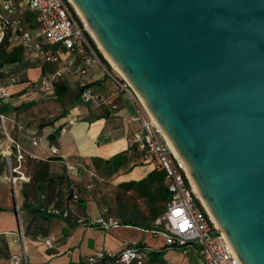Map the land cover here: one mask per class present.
<instances>
[{"label":"water","instance_id":"water-1","mask_svg":"<svg viewBox=\"0 0 264 264\" xmlns=\"http://www.w3.org/2000/svg\"><path fill=\"white\" fill-rule=\"evenodd\" d=\"M73 1L242 264H264V0Z\"/></svg>","mask_w":264,"mask_h":264},{"label":"crops","instance_id":"crops-1","mask_svg":"<svg viewBox=\"0 0 264 264\" xmlns=\"http://www.w3.org/2000/svg\"><path fill=\"white\" fill-rule=\"evenodd\" d=\"M0 15L10 22L19 19L32 38L25 45L22 33L13 26L3 28L0 22V35L4 33L0 87L10 93L8 99L0 95V264H13V257L23 254L29 264H84L99 251L116 252L124 242H138L129 237L131 230L141 232L136 225L121 223L110 230L91 226L90 219L100 211L90 206L85 192L94 187L93 182L106 180L126 186L147 180L145 187H165L162 173L150 177L155 166L145 162L144 153L133 143L139 127L133 119L138 112L147 119L142 104L133 93H120L124 78L94 46L91 65L66 50H61L57 62H47L45 56L56 48L44 44L43 52L36 50L37 15L20 5L16 14L9 15L1 4ZM44 79L51 82L50 91L43 86ZM86 87L101 101L85 102L81 94ZM35 137L41 138L39 146L32 144ZM14 143L35 156L20 169L24 181L18 173L12 179L7 165V156L12 155L18 166ZM51 146L59 148L62 157L52 155ZM117 156L122 158L118 166L114 165ZM72 186L81 191L78 202L70 198ZM46 239L52 240V247L43 243ZM143 243L152 247L147 239ZM152 248L158 250L151 255L155 261L163 247ZM192 253L178 250L176 258L185 256L183 264H203ZM173 259L158 261L172 264Z\"/></svg>","mask_w":264,"mask_h":264},{"label":"built area","instance_id":"built-area-1","mask_svg":"<svg viewBox=\"0 0 264 264\" xmlns=\"http://www.w3.org/2000/svg\"><path fill=\"white\" fill-rule=\"evenodd\" d=\"M0 4L9 15L16 14L18 5L37 15L36 37L40 41L35 44L36 50L43 52L44 44L56 48L54 54L45 56L47 62H57L61 50L80 56L86 65L95 62L92 56L94 48L90 35L80 19L78 20L76 17L74 9L72 10V6L67 0H21L19 3L17 0H1ZM0 22H3V28L15 27L22 33L24 44H30L31 34L24 29L19 19L10 22L0 15ZM3 36L2 32L0 43ZM60 76L61 74H58L55 80ZM42 84L47 91L51 90L49 80L44 79ZM123 92L133 93L147 114V119H144L138 112L133 119L139 125L133 134V143L144 153L145 162L154 165L155 169L163 174V184L170 194L166 210L158 221L162 228L153 231L155 237L163 236L167 248L195 252L203 264H242L226 234L217 226L196 195L193 183L169 146L163 132L153 120L136 91L125 79L120 83V93ZM0 95L2 98L8 99L10 97L8 88L0 87ZM81 96L87 103L101 101V97L91 87H86ZM2 118L4 117L2 116ZM40 143V137L33 138V146H39ZM13 146L18 166H14L12 155L7 156V165L12 173V179L18 178L24 181L27 178L20 173V169L28 158H35V156L26 153L16 143ZM50 151L52 155L62 157L59 148L51 146ZM16 173L20 174V177L16 178L14 175ZM80 193L79 187L72 186L71 200L78 202ZM89 224L105 230L121 227L118 220L107 216L106 210H102L98 216L92 217ZM18 238L23 243L25 237L22 231ZM43 243L48 247L53 246L50 239L44 240ZM153 251L154 248L146 244L124 242L118 251H99L89 257L85 264H170L165 261H152L151 253ZM13 264H29L28 257L26 254L15 255Z\"/></svg>","mask_w":264,"mask_h":264},{"label":"rangeland","instance_id":"rangeland-1","mask_svg":"<svg viewBox=\"0 0 264 264\" xmlns=\"http://www.w3.org/2000/svg\"><path fill=\"white\" fill-rule=\"evenodd\" d=\"M68 3L70 4L69 1ZM116 72L118 71L116 70ZM93 184L94 187L91 188L90 191L85 192L86 196L89 198L88 202L90 206H94L100 212L106 210L108 217L115 218L122 224H132L141 227L142 233L131 230L129 232V237L140 243H143L144 240L147 239L152 247H163V253H160L159 256L156 255L154 257L155 260H163L164 257L167 258L172 256L174 257L171 262L172 264H183L184 258L186 257L184 256L179 261L176 258L178 250L165 247L163 236H158L159 239L153 238V231L161 230L162 228V226L158 224V221L163 215L160 214V212L165 207V203L155 199L156 195L162 189L161 184L155 187H145V185L126 186L117 184L116 182H108L107 180L106 182H93ZM180 250L182 251L185 249ZM192 256L197 258L194 252Z\"/></svg>","mask_w":264,"mask_h":264},{"label":"bare ground","instance_id":"bare-ground-1","mask_svg":"<svg viewBox=\"0 0 264 264\" xmlns=\"http://www.w3.org/2000/svg\"><path fill=\"white\" fill-rule=\"evenodd\" d=\"M70 2V4L73 6V8L75 9L77 15L79 16V18L81 19V21L83 22L85 29L87 30V32H89V34L91 35L92 39L94 40L95 44L97 45V47L99 48L100 52H102L103 56L106 58V60L119 72V74L122 76V78H124L125 80H127L126 76L123 74V72L120 70V68L118 67V65L111 59V57L108 55V53L105 51V49L103 48V46L100 44V42L98 41L97 37L95 36L94 32L92 31V29L90 28L87 20L85 19V17L83 16V14L81 13V11L79 10V8L76 6L75 2L73 0H68ZM128 81V80H127ZM139 98L142 100V102L144 103V105L146 106L142 96L137 92ZM147 108V107H146ZM148 110V108H147ZM148 112L150 113V111L148 110ZM150 115L152 116V114L150 113ZM153 120L155 121V123L158 125V123L156 122V120L154 119V117L152 116ZM159 126V125H158ZM159 128L161 129V127L159 126ZM161 131L163 132L164 136L166 137L169 146L171 147V149L173 150L174 154L176 155V157L178 158V160L181 162L183 168L186 170L191 182L193 183L194 186V190L196 195L198 196V198L201 200L203 206L205 207L206 211L208 212V214L212 217V219L214 220V222L217 224V226L222 230L221 226L219 225V223L216 221V219L214 218L212 212L210 211V209L208 208L206 202L204 201L198 187L196 186L190 172L189 169L187 167V165L185 164V162L183 161V159L181 158V156L179 155L178 151L176 150L175 146L172 144V142L170 141V139L168 138V136L164 133V131L161 129ZM223 231V230H222ZM224 232V231H223Z\"/></svg>","mask_w":264,"mask_h":264},{"label":"trees","instance_id":"trees-1","mask_svg":"<svg viewBox=\"0 0 264 264\" xmlns=\"http://www.w3.org/2000/svg\"><path fill=\"white\" fill-rule=\"evenodd\" d=\"M72 10H73V8H72ZM74 13H75V11H74ZM76 15V14H75ZM76 17L78 18V16L76 15ZM78 20H79V18H78ZM81 22V21H80ZM89 35V34H88ZM90 40H91V42H92V44H93V46L95 47V49H96V51H98L99 53H100V51H99V49L97 48V45L95 44V42H94V40L90 37ZM100 55L102 56V54L100 53ZM103 57V56H102ZM104 59V58H103ZM16 60V59H15ZM105 60V59H104ZM2 61L3 62H5L6 60L5 59H2ZM106 61V60H105ZM107 62V61H106ZM83 91V90H82ZM122 163V158H121V156H117L115 159H114V165H120ZM161 173V172H160ZM159 174V171H155V172H153L151 175H150V177H154V176H157ZM163 175V174H162ZM147 183V180H143V181H141V182H139V183H135V182H132V183H129L128 185H145ZM155 199L157 200V201H161V202H163V203H165V207L163 208V210L160 212V214H163L164 213V211H165V208H166V204H167V202L169 201V199H170V194H169V192H168V190L165 188V187H163L161 190H160V192L156 195V197H155ZM159 214V215H160ZM127 242H136V241H127ZM138 244L139 245H145V243H140V242H138ZM165 245V244H164ZM166 247V246H165ZM158 250L156 249V248H154V251L151 253V255L153 254V253H156ZM155 261H158V260H155ZM85 264V263H84Z\"/></svg>","mask_w":264,"mask_h":264}]
</instances>
